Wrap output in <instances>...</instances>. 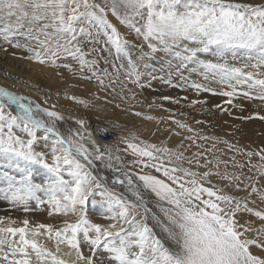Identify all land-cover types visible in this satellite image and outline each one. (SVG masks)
<instances>
[{
    "label": "snow or ice",
    "instance_id": "obj_1",
    "mask_svg": "<svg viewBox=\"0 0 264 264\" xmlns=\"http://www.w3.org/2000/svg\"><path fill=\"white\" fill-rule=\"evenodd\" d=\"M0 41L26 52L21 60L113 92L117 83L122 91L144 88L145 77L148 86L159 77L226 97L233 108L242 109L233 102L239 98L264 103V0H0ZM0 51L8 49L0 44ZM101 60L114 75L101 74ZM73 123L56 104L44 107L0 86V201L26 214L0 217V264H264V147L187 136L198 150L186 155L183 141L173 149L132 134L113 149L106 128L97 138L84 118ZM208 139L210 148L196 143ZM217 144L233 154L221 158ZM38 211L59 220L27 215Z\"/></svg>",
    "mask_w": 264,
    "mask_h": 264
},
{
    "label": "rangeland",
    "instance_id": "obj_2",
    "mask_svg": "<svg viewBox=\"0 0 264 264\" xmlns=\"http://www.w3.org/2000/svg\"><path fill=\"white\" fill-rule=\"evenodd\" d=\"M111 19L113 20V23L118 24V22L115 21L114 18ZM121 30L123 31L122 27ZM2 46L4 48H7L8 51L13 55L14 48L5 45L3 42H2ZM20 51L24 52L23 50ZM103 55L106 56L107 54L105 53ZM99 67L101 74H102V70L105 68L108 69L109 73H112L113 75L115 74L110 64H105L103 60L100 61ZM51 69H53L54 71L53 83L46 84L42 80L39 84L33 87L34 92L40 94L41 97L32 96L30 94L24 93L20 89H12L10 87L8 89L10 91L17 93L18 95H23L26 98L31 99L35 103L41 104L44 107H49L52 104H56L58 111H60L67 118L70 117L71 120H69L70 121L69 123H72L74 127H75L73 123L74 118L82 117L87 122L89 121L96 122L98 124L99 129L106 128L108 131H110L109 134L112 136H117V134H119L118 139L110 144L113 147V149L116 148L123 149L125 145L120 142V138L130 137L132 134L137 135L138 137L149 143H154L157 144L158 146H167L173 149L177 148V146L181 143V141H183L185 148L188 149L186 155H191L193 152L198 150L195 147V145H193V141L184 139V137L187 136L220 137L222 139L229 140L231 143L236 144L238 147H248L250 149H259L260 147H264V133L254 132L253 134L250 135L251 139H247V138L244 139L241 136L229 135L227 132L217 131L218 128L217 126L213 125L214 122L213 119L211 118L206 119L203 114L195 113L193 115L195 119L197 120L204 119L207 122L206 129L201 130V127L199 125L196 127L194 126V124L192 123L190 124L185 119L179 118L178 116L175 115V113L173 115H170V113L168 114V112L170 111L174 112V111L169 110L168 108L162 105L156 104L154 101H151L149 99V96L152 95H153L152 97L155 100L158 99L159 97L162 98L161 90L164 88L165 90L168 91L171 90L176 94H178V92H180L179 94H181V92L184 91H188V90L191 91L192 90L191 88L173 87L168 83H166L164 80L160 79L159 77L151 80V86H148L147 84L148 79L150 78L145 77L142 80V82L145 84V87L140 88L132 84H127V80L123 72H121L120 80L124 81L127 84V87L122 91L119 83H117L116 85L113 86L115 88V92H113L110 88H101L98 82L95 80L87 81L80 79L79 74L73 76V74L69 73L66 69L63 68L60 69L51 68ZM105 84L106 85L108 84L107 79L105 80ZM215 86L218 87L219 90V86L217 85ZM4 87H8V86L4 85ZM133 94L135 95V99L132 98ZM195 94L197 96H200L201 98H204L206 95V97L208 96V99L219 97V95L213 96L210 93L197 94L195 92ZM121 95L124 96V99L120 98ZM66 96H76L78 98L85 99L89 102V107L84 108L82 105L75 103L73 100L66 99L65 98ZM97 96L99 97V99H97ZM206 97H205V101L207 100ZM45 100H47V103H45ZM240 100L242 105V109H241L242 111H246L250 108L252 109L257 104H261L262 108H264V103H261L258 100L253 101V100H246L243 98H240ZM117 104H119L120 107H116ZM58 107L61 108L62 110L59 109ZM166 109L168 111H166ZM135 112H140L145 116L147 115L154 116L160 122L157 123V120H145L143 119V116L134 115ZM214 113L215 111L209 112L210 116L211 114L214 115ZM169 117H172V119L180 120L181 122L186 123L193 129V132H187L185 130L179 129L174 123H172V120L169 119ZM248 121L251 120L241 121V125L251 126L252 124L249 125ZM86 127L90 131V128L87 125ZM113 131H115L117 134ZM176 132H179L180 135L179 136L175 135ZM242 133L243 130L240 128L238 130V134L242 135ZM196 143L204 145L205 148H210L213 144V140L212 139L197 140ZM189 145H193V146L189 148L188 147ZM216 147L217 149L224 150V152L226 153V155L221 158H227L228 155L233 154V153H227V148L223 144H217ZM121 155L124 156L125 154L121 153ZM217 155H219V153H217ZM125 159L131 160L132 157L126 156ZM237 160H240L241 162H246L245 158L239 155L237 156ZM253 163H259L258 158L254 157ZM229 170L230 171L232 170L231 166ZM243 171L247 172V169L245 168ZM249 175H251V173H249ZM120 190L124 192V190L122 189ZM245 195H246L245 192L240 191L241 197ZM252 219L255 218L253 217ZM255 251L257 252V254H261L258 252V250L255 249Z\"/></svg>",
    "mask_w": 264,
    "mask_h": 264
},
{
    "label": "bare ground",
    "instance_id": "obj_3",
    "mask_svg": "<svg viewBox=\"0 0 264 264\" xmlns=\"http://www.w3.org/2000/svg\"><path fill=\"white\" fill-rule=\"evenodd\" d=\"M0 44H2V41H0ZM13 51H14V55H12L9 51L7 52V54L0 51V85L8 86L7 88L10 87L12 89H20L24 93L30 94L32 96L41 97L40 94L34 92L33 87L39 84L42 80L46 84L47 83L52 84L53 75H54L53 69L46 66L34 64L33 62L28 60H21L19 59V57L27 54L20 51L19 49H14ZM5 73H9L10 75L6 76ZM212 86L216 87L215 85ZM161 91H162V98L157 97L158 99L155 100L152 97L153 96L152 95L149 96V99L151 101H154L156 104L162 105L168 108L169 110L174 111V112L170 111L168 112V114L170 113V115H173L175 113L176 116L185 119L190 124L192 123L196 127L199 125L201 127V130L206 129L207 122L204 119L203 120L195 119L193 116L195 113L203 114L206 119H210V118L213 119L214 120L213 125L217 126L218 128L217 131L227 132L229 135L241 136L244 139L246 138L251 139L250 135L253 134L254 132L264 133V120L252 119L251 121H248L249 125L252 124L251 126H244V125L242 126L241 121H245V119L240 118V117L253 115L255 113L264 115V108H262L261 104H257L252 109L250 108L246 111H242L241 108H233L231 105L226 104L225 100L227 98L226 97L222 98L223 96L208 99V96L206 97L205 95V97L207 98V100L205 101V97L201 98L200 96H197L195 94V91L192 90L181 92V94H179L180 92L176 94L171 90L170 91L165 90V88L162 89ZM165 96L179 99L180 103L175 104L172 103L170 100H165L163 99V97ZM184 96H187L188 99L187 100L182 99ZM191 100H200L201 103L196 104L194 107H189L188 104ZM233 102L241 105L240 98L234 100ZM217 104L221 105V107L223 108H227L232 113V115H229L227 112L222 113L220 108L215 107V105ZM210 111L212 112L215 111L214 115L211 114L210 116L209 114ZM69 120H71L70 117ZM197 121H203V122L205 121V122L202 124V123H197ZM86 125L90 128V131L93 132L94 136L99 138L100 134L97 131L99 129L98 124L94 121H89L87 122ZM240 128L243 130L242 135L238 134V130ZM108 134L109 131H107V135ZM118 137L119 134H117L116 137L112 138L111 141H109V139L107 138L105 142L111 144L115 142L118 139ZM40 179L41 177L39 175L36 176V182H40ZM229 191L233 195L240 196V192H236L234 189H230ZM124 194L130 196V193H128L126 190H124ZM93 212L94 213H92V218L94 220H99L100 217L98 213L95 211ZM9 215H11L13 218L22 219L26 214L19 211H10L9 208L7 207L6 202L0 201V217H6ZM27 215L32 219L38 221H44V222H58L59 220V218H49L45 212H41V211L35 213H29ZM85 251H87V249H85ZM253 251H255V249H253Z\"/></svg>",
    "mask_w": 264,
    "mask_h": 264
},
{
    "label": "built area",
    "instance_id": "obj_4",
    "mask_svg": "<svg viewBox=\"0 0 264 264\" xmlns=\"http://www.w3.org/2000/svg\"><path fill=\"white\" fill-rule=\"evenodd\" d=\"M110 132V131H109ZM114 132V131H113ZM114 137H116V136H112V135H110V134H108L107 135V138L109 139V140H112V138H114Z\"/></svg>",
    "mask_w": 264,
    "mask_h": 264
}]
</instances>
